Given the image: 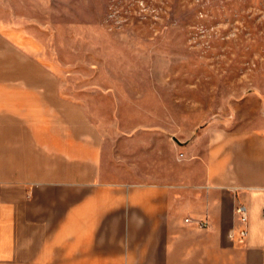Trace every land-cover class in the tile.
<instances>
[{"label":"crops","instance_id":"1","mask_svg":"<svg viewBox=\"0 0 264 264\" xmlns=\"http://www.w3.org/2000/svg\"><path fill=\"white\" fill-rule=\"evenodd\" d=\"M30 6L0 0V264H264V103L176 165L169 136L65 92L25 42Z\"/></svg>","mask_w":264,"mask_h":264},{"label":"rangeland","instance_id":"2","mask_svg":"<svg viewBox=\"0 0 264 264\" xmlns=\"http://www.w3.org/2000/svg\"><path fill=\"white\" fill-rule=\"evenodd\" d=\"M30 9L25 42L65 92L100 124L169 136L176 165L204 126L262 114L264 0H31ZM159 150L170 159L166 143Z\"/></svg>","mask_w":264,"mask_h":264},{"label":"built area","instance_id":"3","mask_svg":"<svg viewBox=\"0 0 264 264\" xmlns=\"http://www.w3.org/2000/svg\"><path fill=\"white\" fill-rule=\"evenodd\" d=\"M238 212L241 214V220H242V222H247L248 217H247V214H246L245 207L244 206H240L238 208ZM263 215H264V212H263ZM202 225H205V224H202ZM242 235L243 236L246 235V231L245 230L242 232Z\"/></svg>","mask_w":264,"mask_h":264}]
</instances>
